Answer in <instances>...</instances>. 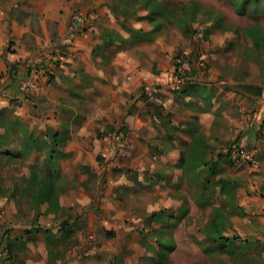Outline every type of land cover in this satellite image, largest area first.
I'll list each match as a JSON object with an SVG mask.
<instances>
[{"label": "rangeland", "instance_id": "1", "mask_svg": "<svg viewBox=\"0 0 264 264\" xmlns=\"http://www.w3.org/2000/svg\"><path fill=\"white\" fill-rule=\"evenodd\" d=\"M60 1L65 44L61 22L22 14L53 55L97 32L95 69L55 87L39 59L50 96L19 89L0 108V264H264V174L241 140L251 127L264 139V46L248 33L264 32V0H157L158 13L135 0L38 4ZM217 209L227 242L202 231ZM152 215L170 218L167 256Z\"/></svg>", "mask_w": 264, "mask_h": 264}, {"label": "crops", "instance_id": "2", "mask_svg": "<svg viewBox=\"0 0 264 264\" xmlns=\"http://www.w3.org/2000/svg\"><path fill=\"white\" fill-rule=\"evenodd\" d=\"M25 1V2H24ZM39 0H1L0 1V88L5 87L2 94H0V108L5 107V102L8 101L12 95H19V89H26L36 91L40 95L50 96L51 89L54 86L50 83L44 82L47 75H43V70L36 67L37 61L43 60L45 64H50L52 67V74L56 75L55 80L59 85L72 84L71 88L77 89L78 85L75 81L86 80L84 75H80V69H95V59L93 58L94 46L98 41V33L93 30L77 33L71 39L68 51L65 56L53 55L45 52L48 46V38H44L37 22L33 21L32 16L25 15L22 12H46V17L53 18L61 22L59 30L62 32V44L69 42L68 36H65V19L68 16L65 10L69 7L68 4L61 2V8L58 10L41 9L38 4ZM25 3V5H23ZM23 6V7H22ZM19 8V9H18ZM22 10V11H21ZM50 11V12H49ZM64 11V12H63ZM52 12V13H51ZM25 16V17H24ZM43 32L47 34L48 26L42 23ZM61 43H57V47ZM42 51L45 54L42 55ZM59 59L61 61H59ZM16 64L15 69L10 71L9 65ZM92 67V68H91ZM32 68V69H31ZM64 79V80H63ZM21 82H25L26 86H20ZM99 81L97 80V83ZM27 84L29 86L27 87ZM18 91V93H17ZM19 97L22 98V93ZM235 124L243 125V121H234ZM203 125V124H202ZM238 126V125H237ZM254 127L247 129L250 133L249 139H241L242 142H247V148L251 152L260 157L257 166L258 171L264 174V139H259L256 136L257 131ZM259 131L264 132V120L259 125ZM248 137V136H247ZM167 219H170L168 216ZM163 218V222L166 219ZM212 218V213L209 215V223ZM201 230V229H200Z\"/></svg>", "mask_w": 264, "mask_h": 264}, {"label": "trees", "instance_id": "3", "mask_svg": "<svg viewBox=\"0 0 264 264\" xmlns=\"http://www.w3.org/2000/svg\"><path fill=\"white\" fill-rule=\"evenodd\" d=\"M136 2H146L147 5H149V7L152 9L153 13H158L160 12V10L163 7V5L158 2L157 0H135ZM179 6H183L184 8H187L186 5H179ZM220 18V16H219ZM218 18V22H219V19ZM231 26H229L230 28ZM260 25L259 24H254V25H251L249 28H248V33L252 36L254 42L259 45V46H264V32L263 33H260ZM16 67V64L14 63H11L9 65V69L10 71H12L13 69H15ZM208 161H203L202 164L205 165L207 164ZM51 186H49V188L47 189V194H48V191L51 190L50 189ZM153 217L157 216V215H152ZM157 218V221H158V224L161 225V223L163 222V218L164 217H155ZM226 218L224 217V215L221 213V211L219 209H217L215 212L212 213V218H211V221L208 223L209 225H213V228L210 226V227H207L205 229H203V233H205L206 235H209L210 237H212L213 239H216V238H221L223 239L224 241H229L230 238L229 237H223L221 234L217 235L218 233H220V230L222 229L221 225L224 223V221H227V219L225 220ZM61 233H65L67 235H70L71 234V231L72 229L70 228V225L69 223L66 221H64L62 224H61ZM161 228L164 229V232L163 234L167 235L166 238H159V244H160V247H159V255H164V256H167L168 253H170L171 251H173L176 247V242L174 241V234L171 230L168 229L167 231V228L165 226H161ZM202 229V228H201ZM106 235L109 236V237H113L115 235V232L114 231H107L106 232ZM0 242H2L0 240Z\"/></svg>", "mask_w": 264, "mask_h": 264}, {"label": "built area", "instance_id": "4", "mask_svg": "<svg viewBox=\"0 0 264 264\" xmlns=\"http://www.w3.org/2000/svg\"><path fill=\"white\" fill-rule=\"evenodd\" d=\"M83 19H82V17L80 16V15H78V14H75L74 16H73V25H71V29L72 28H74L75 26H77V25H79L80 24V22L82 21ZM21 86H23V88L26 86V83L25 82H21ZM29 86V84H27V87ZM238 155H239V153H238ZM243 156H246V154L244 153L243 154ZM248 157V156H247Z\"/></svg>", "mask_w": 264, "mask_h": 264}]
</instances>
